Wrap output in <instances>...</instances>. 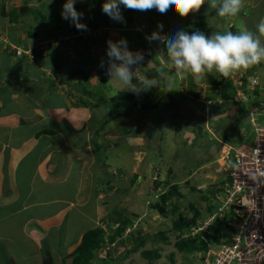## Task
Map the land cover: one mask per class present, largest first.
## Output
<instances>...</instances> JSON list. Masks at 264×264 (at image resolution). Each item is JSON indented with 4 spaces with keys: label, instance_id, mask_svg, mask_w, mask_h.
Listing matches in <instances>:
<instances>
[{
    "label": "crops",
    "instance_id": "0c3cea01",
    "mask_svg": "<svg viewBox=\"0 0 264 264\" xmlns=\"http://www.w3.org/2000/svg\"><path fill=\"white\" fill-rule=\"evenodd\" d=\"M94 2L96 8L91 14L85 12L82 23H85V16L91 15V26L87 25L89 30L101 23L110 32L104 33L106 39L96 38L91 46L72 45L77 53L86 52L76 61H70L56 46L52 48L58 55L56 62L52 52L29 62L0 51V264H43L48 257L52 264H61L63 259L71 257L85 232L101 228V224L109 220L104 198L116 193L115 189L117 191L121 182L124 183L122 174L126 175L127 171L107 164L106 159L112 163L109 158L113 156L102 157L106 145L126 147L132 163L129 171L135 173L139 168V161L134 162L135 155L150 152L152 146L163 140L169 146L178 139L177 135L192 134V127L198 129L206 121L213 125L214 133H221L216 124L240 113L234 98L230 94L224 96L222 88L225 84L219 83L222 77L215 72L209 73L203 82H196L191 75L183 79L176 76L182 87L179 93L184 97L175 98L168 93L169 84L173 82L169 74L176 75V70L165 44L149 43L147 37L159 31L158 23L163 24V32L167 30L169 35L177 29L191 34L199 30L197 22L200 18H204L200 27L206 36L221 32V29L222 32L249 29L246 21L252 18L251 13H256L255 33L264 43V34L257 31V25L264 20V14H261L264 0H243L242 11L236 17L240 25L235 22L236 18L217 15L215 21L221 26L208 27L206 17L201 13L182 18L174 11L163 16L155 10L126 13L121 9L126 23L120 24L103 14L101 9L105 0ZM204 5L209 7L207 3ZM83 8L88 11L85 6ZM210 9L215 15L216 10ZM9 23V26L0 24L10 32L3 33L5 29H1L0 33L8 42L20 47L38 43L34 35H29L28 31L23 33L20 22L9 18ZM140 24L151 25L147 36L134 30ZM71 29V34H60L75 35L76 28L72 26ZM122 38L127 40L130 51L144 53V63L136 65L133 72L138 71L141 77H145V72H154L157 76L152 74L153 79H157L159 85L163 84L161 96L155 95L158 85L141 93L143 96L154 94L146 108H133L122 100L113 101L118 94H127L128 90H121V82L105 71L107 42H118ZM92 45L96 51L89 54L88 48ZM102 60L105 69L99 67ZM255 68L264 73V62L247 71ZM186 88H190L188 95L184 91ZM205 100L211 101L209 107L203 103ZM110 107L119 109L112 113L108 111ZM121 108L126 109L125 113L121 114ZM180 108L184 109L183 113L178 112ZM221 108H225L224 111L220 112ZM177 113L187 120L186 127L176 123ZM149 114L153 116L152 121ZM157 119L164 126L160 135H155ZM118 124L121 125L119 130L116 129ZM232 125V120L227 123L230 129ZM201 130L205 131L204 127L200 126L198 133ZM223 135L224 138L229 136ZM250 137L243 134L239 141H248ZM221 142L231 143L226 139ZM173 146L176 147L174 143ZM146 161L148 166H153L150 159Z\"/></svg>",
    "mask_w": 264,
    "mask_h": 264
},
{
    "label": "rangeland",
    "instance_id": "374dc122",
    "mask_svg": "<svg viewBox=\"0 0 264 264\" xmlns=\"http://www.w3.org/2000/svg\"><path fill=\"white\" fill-rule=\"evenodd\" d=\"M65 2L66 0H51L50 3L49 0H0V24L9 26L10 13H12L11 18L13 17L14 20L16 18L17 22H20L19 25L22 31H24L23 33L28 31L29 35H34L35 42H52L55 46L59 45L61 44L58 41L59 39L68 37L60 33L64 32L71 34V28L73 26L69 21L61 18L62 6ZM21 6L28 7L26 13L20 14L19 9H16ZM83 6H85V9L88 8V11H84ZM75 8L83 14H85V12L91 14L94 8H96V5L94 0H77ZM210 8V6L206 7V5H204L203 9H200L198 14L201 13V16L206 17L205 23H207V27L213 24L215 26H221L220 22L215 21L214 16L216 17L217 15H214ZM261 14H264V10ZM251 17L249 21H246V27L256 32V24L254 21L258 18V15L256 13H254V15L251 13ZM235 22H237L238 25L241 24L240 20L237 18ZM7 23L8 25H6ZM100 25L104 26L101 23ZM5 26L0 27V33H2L1 29H5L3 33L8 31ZM18 31H20V29H18ZM109 32L110 31H105V34L107 35ZM105 34L101 36L103 39H106ZM3 37L4 36L1 34L0 38ZM95 40H93V44ZM100 41H102V39ZM157 43L164 45L158 41ZM1 44L2 43H0V51L4 53ZM65 49V45L60 47V50L64 53L63 55L70 61H76L79 55L86 54V52L82 50L80 53H77L72 49L71 53H69L70 50L68 49V51H66ZM77 49L80 50L79 47ZM91 49L92 51L89 52V54L95 53V47ZM48 52H52V56L55 55L54 60L56 62L58 60L57 53L55 54V51L52 50ZM47 58L50 59V57ZM258 73L261 83L264 84V73L261 74L260 71H258ZM169 77H171L173 82L171 83L172 88H168V93L175 98L176 96H180V98L184 97V94L179 93V89L182 87H180L176 75L172 73L169 74ZM227 80L229 81L230 79L227 78ZM224 84L222 88L224 96L225 94H230L233 97L235 94H233L232 87L227 83ZM232 85L234 87L233 83ZM187 89L188 88L184 90L186 95H188ZM127 94H132L136 100H139L142 104L151 102L149 99L154 96V94L153 96L152 94H147L146 96L140 94L137 96L130 91H128ZM156 94L157 96H161L164 93L158 90L155 92V95ZM139 101L137 103L140 104ZM191 102L196 106L193 100H191ZM216 102L217 101H215V103ZM236 102L237 105L242 104L240 101ZM166 103L168 104V102ZM161 108L165 109V107ZM118 109V107H110L108 111L114 113ZM125 111L126 109L121 108V114L125 113ZM183 111V108L178 110L180 113H183ZM242 112V114L238 113L231 117L232 119H227L228 121L221 120L218 122L219 124L217 123L216 125L222 134L219 131H217V133L215 131V138L208 134L205 129V131L201 130L202 133H198V129L195 131V127H192V134L186 133L181 137L177 135L178 139L169 146H167L166 142L163 140L161 143L152 146L150 152H145L146 155L142 153L137 154L138 156L135 155L134 162L137 160L139 161V168L135 173L129 171L132 163L130 160L131 157L129 158L127 156L129 151L127 153L126 147L119 146L118 148H113L112 145L103 146L102 157L109 158L110 155L113 156V158H109L112 163L106 159L109 162L107 164L116 166L118 169L120 167L122 170H126L127 174H122L124 179L119 176V179H123L124 183L122 181L118 190L116 191L115 189L116 193H112L113 195L110 194L112 200L108 203L110 197L104 198L107 202V211L109 212L110 218L101 224V229L104 232V236H108V238L106 239V237H104V245L99 246L98 250L94 252V259L91 261V264L197 263V254H193L194 256L192 254L184 255L179 252L176 244L179 243L181 239H185L186 235H190L191 231L187 227L194 220L195 212L204 216L208 205H211L212 201L210 197L208 204L205 199L206 197L201 194L205 193L209 188L213 189L215 185L221 184L223 181L222 176H226V173H224L216 163L221 149L220 142L224 140L223 134H229V136H227L232 143H240L241 141L239 140L243 134H245L246 138L250 137L249 117L246 106L245 111L243 110ZM209 113H207V115ZM150 115L151 114H149V119L152 121L153 116L150 117ZM154 116H156L155 113ZM158 120L159 119H157L158 123H156V127L154 124L156 130L155 135L163 134L164 126ZM231 120L234 125H232L230 129L227 123H231ZM175 121L177 124H181L182 127H186L187 125V120L181 118L179 113H177ZM118 125L116 129L119 130L121 129V125ZM204 125L205 124H200L201 127H204ZM209 127L214 129L213 125H209ZM241 129L246 130V132L244 131V133ZM146 135H148V132H146ZM149 143H151V141ZM173 143L176 147L173 146ZM121 144L123 145V143H120V145ZM147 159L152 161L153 166L147 165ZM115 169L116 168H113L114 172H116ZM143 169L146 170L144 174ZM116 177L117 175L114 174V178ZM156 183L161 184L157 187L159 188L158 191L157 188H155ZM173 186H177L179 188L178 192L180 191L182 194H185V196L180 198L171 197V203L173 204L175 202L179 210L175 214L167 212L166 215H161L158 213L157 209L154 208V204L157 201L156 198H158L159 194L164 191L166 192ZM193 188H195V190H193ZM206 196H210L209 193L206 194ZM178 216H181L183 222L188 224V226L180 228L181 231L180 229L175 230L174 226V221H176ZM120 219L129 220V224L123 227V230L119 225ZM201 219L202 218L199 217L197 220L199 221ZM98 224H100V222ZM114 236L115 240L113 239ZM109 238H112L114 242L110 243L108 241ZM140 242H142V244L135 248ZM153 252H156L157 256L154 257L152 254Z\"/></svg>",
    "mask_w": 264,
    "mask_h": 264
},
{
    "label": "built area",
    "instance_id": "2783aa9c",
    "mask_svg": "<svg viewBox=\"0 0 264 264\" xmlns=\"http://www.w3.org/2000/svg\"><path fill=\"white\" fill-rule=\"evenodd\" d=\"M108 30L97 25L89 31L59 39L61 44L56 47L65 45V50L69 49L71 53L72 45L91 46L96 37L103 36ZM135 30L147 36L150 27L141 24ZM163 33L169 35L167 30ZM0 43L5 54H14L29 62L47 55L55 46L52 42H38L20 47L9 43L4 37L0 38ZM91 51L88 48V52ZM258 71L255 68L243 75L229 77L236 89L234 100L246 105L250 103L246 110L251 137L240 143L220 142L216 163L226 176H222L223 181L213 187L209 196L212 201L211 213L191 227V236L188 234L186 237L208 232L210 224L216 219L224 222L225 231L219 234L221 238L218 244L209 243L204 252L196 253L198 260L193 264H264V84ZM134 78L140 82L136 70ZM256 91L259 95L255 94ZM203 103L209 106L211 101L205 100ZM217 103L221 104L222 101ZM204 129L214 137V129L209 127V122H205Z\"/></svg>",
    "mask_w": 264,
    "mask_h": 264
},
{
    "label": "clouds",
    "instance_id": "9594fccd",
    "mask_svg": "<svg viewBox=\"0 0 264 264\" xmlns=\"http://www.w3.org/2000/svg\"><path fill=\"white\" fill-rule=\"evenodd\" d=\"M76 3L77 0H66L62 6L61 18L69 21L78 31H89L87 25L81 22L84 14L77 11ZM205 3L216 9V15L220 17L236 18L243 8V0H105L101 10L111 20L126 23L121 5L132 11L155 10L163 16L174 11L184 18L198 13ZM147 25L151 28L150 24ZM157 27L159 31L153 32L147 39L149 43L159 41L165 44L167 55L176 70V76L181 79L191 75L196 82H203L206 76L213 72L227 79L236 74L243 75L252 66L264 62V43L255 32L247 28L206 36L201 31L189 34L182 29H177L171 35H161L164 26L158 23ZM257 31L264 34V20L257 25ZM106 56L107 68L105 69L103 60L99 67L105 69L110 77L121 82V90L126 89L139 96L159 84L157 79L141 77L138 71L140 82H137L140 86L133 83V68L143 64L145 57L141 51H130L126 39L122 38L118 42L109 40ZM169 88H172L171 83Z\"/></svg>",
    "mask_w": 264,
    "mask_h": 264
},
{
    "label": "trees",
    "instance_id": "16d2710c",
    "mask_svg": "<svg viewBox=\"0 0 264 264\" xmlns=\"http://www.w3.org/2000/svg\"><path fill=\"white\" fill-rule=\"evenodd\" d=\"M121 9L123 11H125L126 13L136 12V11H132V10H128V9L124 8L123 5H121ZM87 10H88V8H87ZM11 14L12 13H10L11 21L17 22L16 18H15V20L13 19V17L11 18ZM85 17H86L85 21H84L85 24L90 25L91 15H87ZM203 22H204V18H200L198 20L197 27L199 28V30H196V31H201L202 28L200 26ZM92 26H94V24ZM74 31L76 34L82 33V31H78L77 29H75ZM12 55H14V54H12ZM145 73H144V76L149 78V79H153V77L151 76L152 74H155L157 76V74L154 72H145ZM133 83L136 85H140L135 78L133 79ZM219 83L220 84L221 83L229 84L232 87L231 89L233 90V94L236 95V89L233 87L232 81H230V80L228 81L227 79L222 77V79L219 80ZM162 88H163V84H160V85L158 84V88L156 91L161 90V92H162L163 91ZM255 94L259 95L258 91H256ZM234 96H233V98H234ZM261 97H263V96H261ZM115 100H122V101H125L127 103L129 102L131 107H133V108H146L149 105L148 103L142 104L139 100H136V98L134 96L126 94V93L118 94L116 97L113 98V101H115ZM138 101L140 102V104L137 103ZM223 104H224V102H222V105ZM235 104L237 105V102H235ZM248 105H250V103ZM248 105L246 106V104H244V103H242L241 105H237L238 108L240 109L241 114L243 113L242 112L243 110L245 111V106L247 109ZM224 109L225 108H221L220 112L224 111ZM195 131H197V127H195ZM225 139H226V141H229L228 136H226L224 138V140ZM159 185H161V184L156 183L155 188H157ZM178 190H179V188L177 186H173L169 190H167L166 192L164 191L163 193L159 194L158 198H156L157 201L154 204V208L157 209L159 214L166 215L167 212H171L172 214H175L179 210V208L176 206V203L174 202L172 204L170 201L171 197L180 198V197L185 196V194H182L180 191L178 192ZM193 190H195V188H193ZM212 191H213V189L209 188L205 193L201 194L202 196L206 197L205 199H206V202H208V204H209V196H206V194L209 193V195H210V194H212ZM211 210H212V206L209 204L207 209H206L204 216L203 215L201 216L200 213L195 212L194 220L192 221V223L189 224V226H188V224L183 222L181 216H178L176 221H174L175 222V224H174L175 230H179L180 228L185 227V226H188L187 228L191 229V227L195 226L199 222H202L208 216V214L211 213ZM199 217H201L202 219L198 221L197 219ZM119 223H120L119 225L122 227V230H123V227H125L129 224V220L120 219ZM180 231H181V229H180ZM223 231H225L224 222L222 220L216 219L210 224L208 232H205L202 234H197L193 237H186L185 239H181L179 241V243L176 244V246H177L179 252L183 253L184 255H187V254L193 255L196 253H201L207 249V244H209V243L218 244L220 241V238H221L219 236V234ZM201 236H203V238H201ZM104 237H106V236H104V232L101 228H95V229H91V230H88L87 232H85L81 238L80 244L74 250V252L71 254L72 262L70 264H91V261L94 259V252L96 250H98L99 246L104 245ZM107 238H108V236L106 237V239ZM114 238H115V236L113 237V239ZM108 241L110 243L114 242L112 240V238H109ZM141 244H142V242L138 243L135 248H137ZM152 254L154 255V257L157 256L156 252H153ZM43 264H52V260L50 259V257L45 258L43 260ZM61 264H66V259H63L61 261Z\"/></svg>",
    "mask_w": 264,
    "mask_h": 264
},
{
    "label": "water",
    "instance_id": "95a60500",
    "mask_svg": "<svg viewBox=\"0 0 264 264\" xmlns=\"http://www.w3.org/2000/svg\"><path fill=\"white\" fill-rule=\"evenodd\" d=\"M28 9V7L27 6H21L20 8H19V12H20V14H24V13H26V10ZM200 129V126H198V130ZM72 262V257H69V258H67L66 259V264H70Z\"/></svg>",
    "mask_w": 264,
    "mask_h": 264
}]
</instances>
